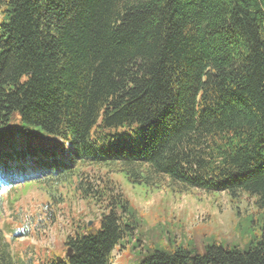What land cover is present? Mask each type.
<instances>
[{
  "label": "trees",
  "instance_id": "trees-1",
  "mask_svg": "<svg viewBox=\"0 0 264 264\" xmlns=\"http://www.w3.org/2000/svg\"><path fill=\"white\" fill-rule=\"evenodd\" d=\"M114 173L181 194L247 192L264 211V0H0V185L78 176L101 212L98 226L71 215L64 252L40 264H112L139 228ZM145 256L264 264V231L246 251ZM0 264L21 263L3 248Z\"/></svg>",
  "mask_w": 264,
  "mask_h": 264
},
{
  "label": "rangeland",
  "instance_id": "rangeland-1",
  "mask_svg": "<svg viewBox=\"0 0 264 264\" xmlns=\"http://www.w3.org/2000/svg\"><path fill=\"white\" fill-rule=\"evenodd\" d=\"M16 137L20 144V135L7 138L8 143ZM81 172L96 178L92 167H81ZM111 178L129 199L139 221L138 230L115 248L112 264H141L147 253L178 247L198 255L213 245L246 251L264 231V211L258 210L256 198L247 192L238 198L200 190L181 194L132 183L124 174L114 173ZM40 179L18 174L12 188L0 185V249H9L21 264H40L45 251L64 252L62 243L71 233V215L85 214L89 226L94 222L98 226L101 217L100 210L80 200L78 176L62 183L51 175Z\"/></svg>",
  "mask_w": 264,
  "mask_h": 264
},
{
  "label": "water",
  "instance_id": "water-1",
  "mask_svg": "<svg viewBox=\"0 0 264 264\" xmlns=\"http://www.w3.org/2000/svg\"><path fill=\"white\" fill-rule=\"evenodd\" d=\"M89 225H91V222L89 223ZM71 254H72V250L69 249V251H68V253H67V255H66V258H68Z\"/></svg>",
  "mask_w": 264,
  "mask_h": 264
}]
</instances>
